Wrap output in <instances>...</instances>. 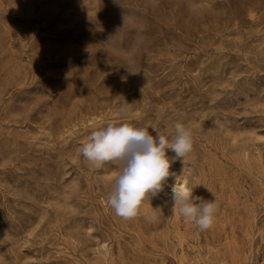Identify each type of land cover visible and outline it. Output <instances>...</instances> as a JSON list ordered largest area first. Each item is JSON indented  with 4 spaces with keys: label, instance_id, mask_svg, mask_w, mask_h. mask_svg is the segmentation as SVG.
I'll return each mask as SVG.
<instances>
[{
    "label": "rangeland",
    "instance_id": "1",
    "mask_svg": "<svg viewBox=\"0 0 264 264\" xmlns=\"http://www.w3.org/2000/svg\"><path fill=\"white\" fill-rule=\"evenodd\" d=\"M113 121L193 134L131 220L81 151ZM0 264H264V0H0Z\"/></svg>",
    "mask_w": 264,
    "mask_h": 264
},
{
    "label": "clouds",
    "instance_id": "2",
    "mask_svg": "<svg viewBox=\"0 0 264 264\" xmlns=\"http://www.w3.org/2000/svg\"><path fill=\"white\" fill-rule=\"evenodd\" d=\"M128 105L121 106L119 110L122 114L127 113ZM169 150L175 154L171 159L167 156ZM192 150V131L180 122L175 124V134L169 142L159 133L154 137L148 128L115 121L93 131L90 140L81 149L83 157L93 165L120 162L121 170L114 179L107 204L124 220L136 218L146 198L165 192L168 178L176 176L170 171L172 163L176 159L184 160ZM165 195H170L171 215L178 211L185 221L192 222L201 231L213 226L217 210L215 198L205 200L194 195L193 188L176 183Z\"/></svg>",
    "mask_w": 264,
    "mask_h": 264
},
{
    "label": "bare ground",
    "instance_id": "3",
    "mask_svg": "<svg viewBox=\"0 0 264 264\" xmlns=\"http://www.w3.org/2000/svg\"><path fill=\"white\" fill-rule=\"evenodd\" d=\"M252 18V17H251ZM178 186H185L183 183H176Z\"/></svg>",
    "mask_w": 264,
    "mask_h": 264
}]
</instances>
